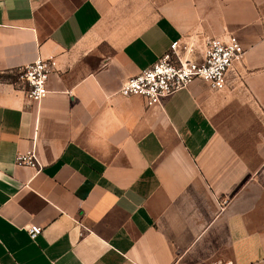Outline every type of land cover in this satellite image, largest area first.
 I'll list each match as a JSON object with an SVG mask.
<instances>
[{
    "label": "crops",
    "instance_id": "obj_1",
    "mask_svg": "<svg viewBox=\"0 0 264 264\" xmlns=\"http://www.w3.org/2000/svg\"><path fill=\"white\" fill-rule=\"evenodd\" d=\"M225 34L224 89L118 93L172 41L200 59ZM38 55L56 69L29 101ZM214 262L264 264V0H0V264Z\"/></svg>",
    "mask_w": 264,
    "mask_h": 264
},
{
    "label": "built area",
    "instance_id": "obj_2",
    "mask_svg": "<svg viewBox=\"0 0 264 264\" xmlns=\"http://www.w3.org/2000/svg\"><path fill=\"white\" fill-rule=\"evenodd\" d=\"M195 49L192 40L182 38L172 41L156 61L123 81L118 93L122 96H141L145 105L150 107L195 80L204 82L213 91L224 89L228 85L227 72L241 61L244 54L238 38L233 34L209 38L200 59L193 57ZM55 69L56 60L52 55H38L30 63L18 67V78L24 83V96L27 100L39 101L48 93L47 82ZM14 160L18 166H40L32 149L18 152ZM27 231L34 240L40 235L42 227L30 224ZM79 235L82 236V232Z\"/></svg>",
    "mask_w": 264,
    "mask_h": 264
}]
</instances>
